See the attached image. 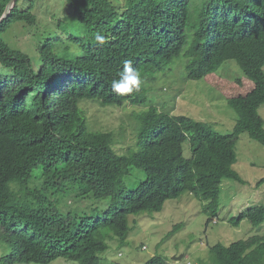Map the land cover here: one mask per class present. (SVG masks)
Listing matches in <instances>:
<instances>
[{
	"label": "trees",
	"instance_id": "trees-1",
	"mask_svg": "<svg viewBox=\"0 0 264 264\" xmlns=\"http://www.w3.org/2000/svg\"><path fill=\"white\" fill-rule=\"evenodd\" d=\"M10 1L0 0V19ZM46 2L17 0L0 25V62L12 66L0 69V240L11 248L0 264H104L110 241L125 244L131 216L160 212L185 194L202 203L208 222L217 218L223 182L245 184L234 169L239 136L264 146V0H125L119 9L111 0H66L59 14ZM39 12L48 31L36 62L3 35L17 22L38 24ZM97 32L104 45L95 42ZM124 60L143 81L127 97L111 88ZM179 60L185 80L230 60L253 82L251 91L228 99L238 115L232 134L154 105L136 114V148L127 154L116 151L114 132L89 128L82 103L146 105L148 83ZM67 199L74 205L63 208ZM244 221L262 225L264 206L230 222ZM209 254L211 264H264V237L216 244Z\"/></svg>",
	"mask_w": 264,
	"mask_h": 264
},
{
	"label": "rangeland",
	"instance_id": "rangeland-1",
	"mask_svg": "<svg viewBox=\"0 0 264 264\" xmlns=\"http://www.w3.org/2000/svg\"><path fill=\"white\" fill-rule=\"evenodd\" d=\"M46 1L44 8H51L58 14L67 9L66 0ZM111 1L118 9L125 3V0ZM195 1L197 3L200 0ZM33 12L36 13V10ZM47 21L39 12L38 24L29 26L28 23L17 22L3 37L11 48L26 53L38 62V42L48 31ZM62 36L63 43L71 45V51H76L69 38L64 34ZM182 63L177 61L173 67L160 74L155 82L148 83L150 103L146 105L127 104L119 108L103 106L98 102L82 103L89 128L97 132H114L116 151L127 154L136 148V114L154 105L160 112L187 116L208 124L220 134H232L238 115L229 106L228 99L251 91L253 82L237 62L230 60L200 80H185L186 70ZM10 67L9 62H0L1 70ZM259 113L264 119V105ZM185 147V156L189 157L188 146ZM235 148L237 163L234 169L245 184L233 180L223 182L218 218L208 225L202 203L191 194L167 201L160 212L131 216V231L125 244L121 246L117 240L110 241L109 251L101 255L104 264H145L158 255L167 257L168 264H200L201 261L211 264L209 249L212 246L222 244L229 247L234 242L254 235L264 237V223L257 227L244 221L239 227H234L230 222L249 207L264 206V183L261 182L264 179V146L252 140L247 133H242ZM136 172L144 175L142 171ZM73 205L67 199L62 206L67 208ZM181 224H184L182 228ZM10 253V246L0 240V261ZM50 264L78 262L58 259Z\"/></svg>",
	"mask_w": 264,
	"mask_h": 264
},
{
	"label": "clouds",
	"instance_id": "clouds-1",
	"mask_svg": "<svg viewBox=\"0 0 264 264\" xmlns=\"http://www.w3.org/2000/svg\"><path fill=\"white\" fill-rule=\"evenodd\" d=\"M94 39L99 45H104L106 42L105 36L98 32L94 34ZM142 85L140 72L133 67L131 60L123 61V70L119 73V78L113 79L111 82L112 91L122 97L139 93L142 90ZM211 222L207 220L208 225Z\"/></svg>",
	"mask_w": 264,
	"mask_h": 264
},
{
	"label": "water",
	"instance_id": "water-1",
	"mask_svg": "<svg viewBox=\"0 0 264 264\" xmlns=\"http://www.w3.org/2000/svg\"><path fill=\"white\" fill-rule=\"evenodd\" d=\"M17 0H11L5 10V13L3 15V17L0 19V25L1 23L9 16V14L11 13V11L14 9L15 4H16Z\"/></svg>",
	"mask_w": 264,
	"mask_h": 264
}]
</instances>
